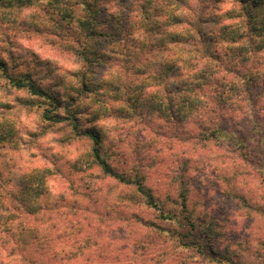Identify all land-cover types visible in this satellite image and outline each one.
Returning <instances> with one entry per match:
<instances>
[{"label": "clouds", "instance_id": "1", "mask_svg": "<svg viewBox=\"0 0 264 264\" xmlns=\"http://www.w3.org/2000/svg\"><path fill=\"white\" fill-rule=\"evenodd\" d=\"M0 264H264V0H0Z\"/></svg>", "mask_w": 264, "mask_h": 264}]
</instances>
